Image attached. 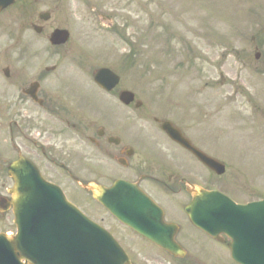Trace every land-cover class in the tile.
<instances>
[{"label":"flooded vegetation","instance_id":"af4514ba","mask_svg":"<svg viewBox=\"0 0 264 264\" xmlns=\"http://www.w3.org/2000/svg\"><path fill=\"white\" fill-rule=\"evenodd\" d=\"M23 7L27 18L21 20L27 28L42 24L39 19L34 21V0H15L0 12V238H13L18 231L8 165L20 154H30L28 148L32 147L23 139H28L25 130L31 129L34 164L43 177L58 185L94 220L105 224L106 216L111 223L108 228L126 248L133 264H233L228 239L203 232L190 222L185 211L194 197L193 186L211 190L218 182L222 190L229 192V177L216 175L163 128L164 123H171L197 150L223 163L229 159L248 160L245 139L231 141L229 114L199 104L188 109L190 104L183 106L166 95H162L160 105L157 99L147 100L145 96H135L142 101L140 106L135 100L126 103L120 95L129 88L122 76L116 86L106 90L95 82V68L84 72L79 58L59 57L60 63L51 70L49 58L38 56L35 42L33 101L23 93L27 87L20 73H11L13 58L7 56L20 41L7 46L4 31L6 16L17 14ZM18 15L22 16L20 12ZM67 52L62 48L60 54ZM65 62L74 65L73 72ZM3 63L9 65L8 75ZM26 101L34 104L31 115L22 107ZM219 118H225L226 125L216 128L215 119ZM119 179L137 183L160 207L155 210V219L163 223V217L170 228L156 227L159 232L155 236L161 239V245L125 230L101 204L92 201L91 193L78 182L111 186ZM79 194L91 202L82 203ZM117 227L126 236L118 235Z\"/></svg>","mask_w":264,"mask_h":264},{"label":"rangeland","instance_id":"374dc122","mask_svg":"<svg viewBox=\"0 0 264 264\" xmlns=\"http://www.w3.org/2000/svg\"><path fill=\"white\" fill-rule=\"evenodd\" d=\"M43 10L52 16L42 34L27 28L16 13L6 16V44L20 41L7 55L13 58L11 73L17 71L30 83L34 42L38 56L57 57L46 37L56 26L68 28L71 40L65 55L82 58L84 72L110 65L147 100L165 94L190 104L188 109L199 104L228 113L230 132L253 141L244 153L261 163L258 182L264 195V0H35L34 12ZM254 45L262 52L259 61L254 59ZM23 108L28 115L34 113L29 103ZM214 124L223 126L225 118ZM229 160V179L243 172L257 175L248 161ZM78 198L86 205L90 201L80 194ZM103 222L110 227L106 216ZM117 233L127 234L118 227Z\"/></svg>","mask_w":264,"mask_h":264},{"label":"water","instance_id":"95a60500","mask_svg":"<svg viewBox=\"0 0 264 264\" xmlns=\"http://www.w3.org/2000/svg\"><path fill=\"white\" fill-rule=\"evenodd\" d=\"M10 0H0V7L6 6ZM69 37L66 30H55L51 36V42L54 44L65 42ZM258 56V55H257ZM113 73L109 69H101L96 75V80L103 87L109 88L111 84L109 81H117V77H113ZM112 75V76H111ZM125 96V94L123 95ZM132 98V94H130ZM209 165L217 168V166L208 159H204ZM223 168L219 170L221 173ZM9 174L15 180V186L12 191L13 200L16 205L15 212L17 213V207L22 208V211L31 214L34 211V232L36 233H49L51 230V225H54V229L66 226H70L71 233L77 234H89L96 233L105 242L103 243V252L99 253L103 257V264H130L126 256L122 254L121 249L115 243L114 239L110 237L102 229L96 227L86 218H84L80 212L59 192L53 189L50 183L46 182L38 170L30 161L24 157H21L17 161L13 162L9 166ZM91 190L96 198H99L114 211L117 215L130 225H132V220L124 216L121 211H119V206L112 201L109 202L106 196L109 190L113 189H101L96 185L86 186ZM215 200L219 201V198L215 196ZM17 202V203H16ZM119 207V208H116ZM196 206V202L193 203L188 208V213L193 216V210ZM264 208V203L261 205ZM222 205L217 204L216 209H221ZM255 207L242 209L243 211L238 212L236 207L231 204V216L243 217H257L264 221V209L261 210ZM27 209H30L27 211ZM58 231V230H57ZM87 240V239H84ZM242 262L245 264H264V245L261 255L258 256H242Z\"/></svg>","mask_w":264,"mask_h":264}]
</instances>
